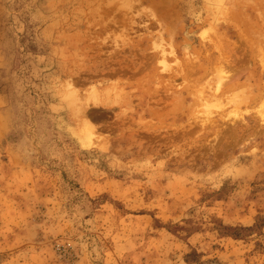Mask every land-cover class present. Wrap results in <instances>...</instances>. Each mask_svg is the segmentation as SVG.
<instances>
[{"label":"rangeland","instance_id":"rangeland-1","mask_svg":"<svg viewBox=\"0 0 264 264\" xmlns=\"http://www.w3.org/2000/svg\"><path fill=\"white\" fill-rule=\"evenodd\" d=\"M0 264H264V0H0Z\"/></svg>","mask_w":264,"mask_h":264},{"label":"bare ground","instance_id":"bare-ground-1","mask_svg":"<svg viewBox=\"0 0 264 264\" xmlns=\"http://www.w3.org/2000/svg\"><path fill=\"white\" fill-rule=\"evenodd\" d=\"M223 80H224V76H220L219 83L221 84L223 82Z\"/></svg>","mask_w":264,"mask_h":264}]
</instances>
